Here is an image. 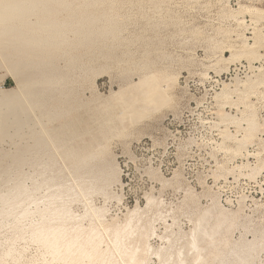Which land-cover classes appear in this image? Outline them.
<instances>
[{"label":"bare ground","instance_id":"1","mask_svg":"<svg viewBox=\"0 0 264 264\" xmlns=\"http://www.w3.org/2000/svg\"><path fill=\"white\" fill-rule=\"evenodd\" d=\"M119 8L118 0H0V70L15 81L13 88L0 91V143L9 139L15 146L12 151L0 147V223L11 235L9 242L28 235L68 264H120L116 256L121 264H149L152 256L159 264H253L264 252V226L244 224L243 233L233 238L240 218L215 198L202 207L187 194L182 210L191 228L167 225L165 244L157 250L148 244L154 233L150 214L162 217L154 197L122 224H110L106 211L94 206L96 195L113 197L111 186L121 181L120 172L107 160L106 132L95 144H73L80 111L96 105L104 112L107 133L123 136L170 102L175 85L173 75L148 71L109 97L83 100L80 88L93 85L115 61L147 66L144 56L115 55L125 41ZM241 12L231 10L224 18L243 24ZM263 45L261 38L245 41L243 52L225 59L258 58ZM263 74L245 82L246 89L263 86ZM116 121L122 130L110 126ZM26 166L29 172L23 171ZM75 203L83 205L82 215L73 211ZM105 235L113 249H102Z\"/></svg>","mask_w":264,"mask_h":264},{"label":"rangeland","instance_id":"2","mask_svg":"<svg viewBox=\"0 0 264 264\" xmlns=\"http://www.w3.org/2000/svg\"><path fill=\"white\" fill-rule=\"evenodd\" d=\"M118 1L125 41L115 55L123 58L128 52L136 60L144 56L147 66L115 61L93 85L80 88L83 100L109 97L148 71L173 75L175 85L170 102L136 122L123 136L108 134L109 127L101 120L104 112L96 105L80 111L79 137L73 144H95L107 135V160L120 172L121 181L111 186L113 197L106 200L96 195L94 206L106 211L110 224H122L136 208H145L148 197H154L162 212V217L150 214L154 233L148 244L154 250L165 244L167 225L175 222L173 230L178 225L184 231L191 228L182 210L187 194L195 195L202 207L215 198L237 214L240 226L233 238L243 233L244 224L253 229L264 226V85L253 91L244 86L264 73V45L258 58L225 59L243 52L245 41L254 44L261 38L264 42V0ZM240 6L262 12L242 13ZM231 10L241 12L243 24L224 18ZM14 86V79L1 69L0 91ZM110 126L122 130L118 122ZM0 147L15 149L9 139ZM72 208L80 215L85 211L79 203ZM10 238L0 223V264H68L54 259L28 235L9 242ZM111 241L105 235L102 249H113ZM154 257L149 264H159ZM253 264H264V252Z\"/></svg>","mask_w":264,"mask_h":264},{"label":"built area","instance_id":"3","mask_svg":"<svg viewBox=\"0 0 264 264\" xmlns=\"http://www.w3.org/2000/svg\"><path fill=\"white\" fill-rule=\"evenodd\" d=\"M251 68V67H250Z\"/></svg>","mask_w":264,"mask_h":264}]
</instances>
